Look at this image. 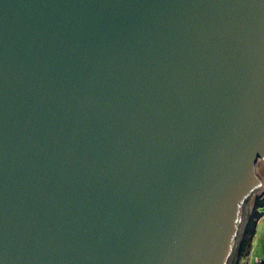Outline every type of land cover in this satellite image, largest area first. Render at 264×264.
I'll use <instances>...</instances> for the list:
<instances>
[{
	"label": "water",
	"instance_id": "95a60500",
	"mask_svg": "<svg viewBox=\"0 0 264 264\" xmlns=\"http://www.w3.org/2000/svg\"><path fill=\"white\" fill-rule=\"evenodd\" d=\"M264 196V0H0V264H240Z\"/></svg>",
	"mask_w": 264,
	"mask_h": 264
},
{
	"label": "rangeland",
	"instance_id": "374dc122",
	"mask_svg": "<svg viewBox=\"0 0 264 264\" xmlns=\"http://www.w3.org/2000/svg\"><path fill=\"white\" fill-rule=\"evenodd\" d=\"M252 236L242 252L240 264H255V259H264V204L255 213Z\"/></svg>",
	"mask_w": 264,
	"mask_h": 264
},
{
	"label": "built area",
	"instance_id": "2783aa9c",
	"mask_svg": "<svg viewBox=\"0 0 264 264\" xmlns=\"http://www.w3.org/2000/svg\"><path fill=\"white\" fill-rule=\"evenodd\" d=\"M260 204H264V196L261 198ZM251 236H252V232L250 233L249 237H251ZM255 264H264V259L256 258L255 259Z\"/></svg>",
	"mask_w": 264,
	"mask_h": 264
}]
</instances>
